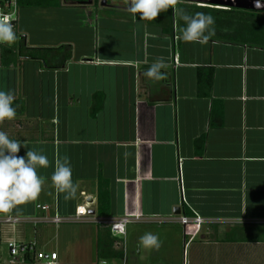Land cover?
<instances>
[{
    "label": "crops",
    "instance_id": "obj_1",
    "mask_svg": "<svg viewBox=\"0 0 264 264\" xmlns=\"http://www.w3.org/2000/svg\"><path fill=\"white\" fill-rule=\"evenodd\" d=\"M66 2L37 8L52 29L64 21L45 33L46 44L21 28V9L33 7L19 8L17 34L25 48L70 49L1 56L0 90L12 91L17 115L0 131L25 143L19 156L31 149L49 166L37 169L45 179L38 199L0 215V264H13L10 241L56 252L54 264H264V46L185 42L177 17L171 36L155 20H133L123 3ZM66 23L69 40L58 34ZM157 60L159 81L143 75ZM64 156L77 185L68 200L50 179ZM101 188L110 203L103 215ZM85 202L101 220L133 217L124 257L99 256L110 229L73 219ZM56 212L69 220L54 223ZM195 214L205 222L191 239L179 216ZM146 232L159 250L140 247Z\"/></svg>",
    "mask_w": 264,
    "mask_h": 264
},
{
    "label": "clouds",
    "instance_id": "obj_2",
    "mask_svg": "<svg viewBox=\"0 0 264 264\" xmlns=\"http://www.w3.org/2000/svg\"><path fill=\"white\" fill-rule=\"evenodd\" d=\"M113 3L117 6L123 3L131 18L137 20L139 14L141 21H154L161 12L171 8L173 17L179 13L182 21L180 39L185 42L206 45L215 35V20L212 15L203 12L189 14L177 7L178 0H113ZM256 5L264 6L261 0H256ZM18 38L10 16L0 15V45L12 47ZM162 68V62L157 60L143 75L159 81L165 75ZM14 101L15 96L11 90H0V125L16 117ZM22 146L26 147L24 142L12 139L5 131H0V215L18 211L20 206L36 201L45 184V179L38 175L37 169L49 166L47 156L31 149L25 156H19ZM50 179L56 190L64 194L65 200L76 196L77 185L72 178V166L68 156L55 161ZM138 243L145 249L159 250L161 247L158 236L151 232L140 236Z\"/></svg>",
    "mask_w": 264,
    "mask_h": 264
},
{
    "label": "trees",
    "instance_id": "obj_3",
    "mask_svg": "<svg viewBox=\"0 0 264 264\" xmlns=\"http://www.w3.org/2000/svg\"><path fill=\"white\" fill-rule=\"evenodd\" d=\"M95 3H99L100 0H94ZM19 7H33V8H51L61 6V0H18ZM178 8L183 9L189 14L195 12H203L212 15L215 20L214 27L216 29L215 35L212 39H222L231 44H239L245 46L263 45L264 46V13L252 10L241 9H222L208 6H199L197 4H191L186 2H178ZM139 18V14L137 15ZM177 17L178 32L180 33V27L182 21L179 19V13L173 17V11L169 8L166 12H161L155 19V24L160 26L164 32L173 36L174 34V20ZM150 22V21H147ZM17 32V31H16ZM67 50L70 47H60ZM57 49H29L25 48V43L22 38H18L12 47H5L2 50V56L6 54H12L16 57L15 50L26 51V56L29 58H39L41 53L57 52ZM109 196L106 190L101 188L98 197L97 212L98 214H106L109 209ZM105 242L99 240L98 253L102 258H121L122 252L113 249L114 238L107 233Z\"/></svg>",
    "mask_w": 264,
    "mask_h": 264
},
{
    "label": "built area",
    "instance_id": "obj_4",
    "mask_svg": "<svg viewBox=\"0 0 264 264\" xmlns=\"http://www.w3.org/2000/svg\"><path fill=\"white\" fill-rule=\"evenodd\" d=\"M19 4L18 0H0V15L7 14L10 16L12 22L15 25V31L18 28V19H19ZM177 38V37H175ZM7 45H0V65H1V56L2 50ZM181 193L182 196L184 195V188L181 181ZM39 209L47 211L50 209L48 205H38ZM94 209L93 202H85L82 205L77 206L76 212L74 214L73 219L76 221H86L92 220L97 222L99 225H103L109 227L110 232L113 237L117 238L118 240L115 242L114 247L116 250L123 252V257L126 249L125 245V235H126V226L127 224L133 219L130 215H125L123 217L114 219V220H101L96 217L94 214H91L90 211ZM11 221L12 218L9 217L7 219ZM16 218H13V221H16ZM69 219H65L61 217L57 212L55 213L52 221L56 224L64 222ZM179 222L184 226L190 225L192 226L194 233L191 236V239L194 238L199 232L204 224L205 220L200 217L199 215L195 214L194 217L190 218L185 215L179 216ZM8 249L10 252L11 260L10 262L13 264H24L26 263L31 257H34L38 261H43L47 264H54L57 260V253L56 252H46V251H39L37 248V244L35 242L31 243H18L16 241L8 242ZM98 264H116L115 260H108V259H101L99 260ZM124 264V262H123Z\"/></svg>",
    "mask_w": 264,
    "mask_h": 264
},
{
    "label": "rangeland",
    "instance_id": "obj_5",
    "mask_svg": "<svg viewBox=\"0 0 264 264\" xmlns=\"http://www.w3.org/2000/svg\"><path fill=\"white\" fill-rule=\"evenodd\" d=\"M65 3L66 0H63ZM41 11L42 10H37V8H22L21 9V13L23 15L22 17V24H21V28L23 31H26L29 35H30V38H31V41L30 42H36V44H43V43H47L48 41L47 40H44L46 37L44 36L45 33H47L48 31L50 30H53V32H57V26L59 24H61L62 22L64 21H61L59 19V23L56 24V21H55V24L52 25L53 26V29L50 27V23L51 21L48 20L47 17H44L42 14H41ZM67 22H69L68 20H66ZM71 25L69 23H66L65 27L63 30H59L58 31V34H62L64 39H71L72 38V35L75 34V32L73 30H71ZM59 29V27H58ZM54 33V36H56V34ZM66 46V45H65ZM70 49V48H69ZM66 50L63 49L61 50L62 54L65 53L64 51ZM85 260V258H84ZM120 262H123L122 259H119ZM180 262H181V258H180ZM182 264V262H181Z\"/></svg>",
    "mask_w": 264,
    "mask_h": 264
},
{
    "label": "water",
    "instance_id": "obj_6",
    "mask_svg": "<svg viewBox=\"0 0 264 264\" xmlns=\"http://www.w3.org/2000/svg\"><path fill=\"white\" fill-rule=\"evenodd\" d=\"M178 2H187L197 4L199 6H208L222 9L234 8L241 10H252L264 13V6L257 7L256 0H178ZM261 4L264 5V0H261ZM90 213L94 214L95 211L91 210ZM177 213H180V210H178Z\"/></svg>",
    "mask_w": 264,
    "mask_h": 264
},
{
    "label": "flooded vegetation",
    "instance_id": "obj_7",
    "mask_svg": "<svg viewBox=\"0 0 264 264\" xmlns=\"http://www.w3.org/2000/svg\"><path fill=\"white\" fill-rule=\"evenodd\" d=\"M67 1H69V2H72V3H74V2H82V3H91V2H93L94 4H95V1L94 0H67ZM112 2H113V0H100L99 1V3H103V4H106V5H111L112 4Z\"/></svg>",
    "mask_w": 264,
    "mask_h": 264
}]
</instances>
